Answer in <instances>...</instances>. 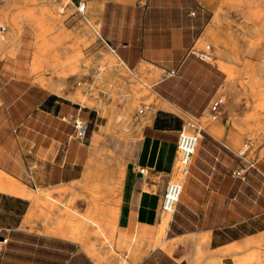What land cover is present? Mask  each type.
<instances>
[{
    "label": "crops",
    "instance_id": "1",
    "mask_svg": "<svg viewBox=\"0 0 264 264\" xmlns=\"http://www.w3.org/2000/svg\"><path fill=\"white\" fill-rule=\"evenodd\" d=\"M28 1L0 0L10 24L0 48L7 55L0 60V173L34 192L27 198L0 190V236L8 240L0 264H98L88 251L99 247L97 225L135 264H264V154L247 160L245 117L230 121L223 103L222 120L201 132L160 236L185 117L201 118L226 79L193 50L223 0H68L60 13L73 11L64 21L54 16L62 0ZM79 2L85 17L76 12ZM94 38L89 48L110 49L100 59L99 83L111 73L133 84L132 99L150 95L125 142L107 132L103 110L81 105L74 99L81 93L51 76L41 79L37 56L32 61L36 48L68 49ZM131 76L150 81L152 93ZM76 119L83 138L74 136Z\"/></svg>",
    "mask_w": 264,
    "mask_h": 264
},
{
    "label": "rangeland",
    "instance_id": "2",
    "mask_svg": "<svg viewBox=\"0 0 264 264\" xmlns=\"http://www.w3.org/2000/svg\"><path fill=\"white\" fill-rule=\"evenodd\" d=\"M255 1L223 0L220 7L215 10L211 27L201 37L202 39L199 42L200 48L196 42L193 49L197 55L217 64L219 68H221L220 65L222 63H231L233 66L232 72L223 71L226 79L214 100L220 98L224 106H229L230 121H243V117H245L246 120L245 122L243 121L245 128L241 130L244 134V143L241 146H244L245 143L249 144V147L247 146L248 148L243 151L246 153L248 161H252L256 157L264 154V107L261 106V100L264 98V85L252 82L251 77L245 74L244 58L252 63L253 66L257 64V60L251 57H245V50L243 49H246V43L244 42L241 29L243 24L241 13L245 9L251 8L252 10H258L264 8V5L259 3V1H256V4H254ZM67 2L68 0H62L55 7L54 16L60 21L67 19L73 11V9H65L64 14L60 13V9ZM0 23L7 28V31L4 33L0 32V41L5 42L8 40L10 24L5 17L3 6L0 9ZM95 28L97 27L95 26ZM89 29L94 30L93 27H89ZM216 38L220 40L218 44L216 43ZM96 39H82L75 43L76 46L73 45L75 47L68 49L36 48L33 50L32 61L37 56L39 65L37 72L41 79L51 76L63 84V90L68 89L70 92L81 93L86 99L85 103L77 101L81 105L103 110V115L108 118L110 125L107 132L112 134L113 137L118 138L119 141L125 142L127 139H131L133 132L136 131L133 126L134 122L138 120L140 113L147 111V108L151 105V101L148 98L150 95L139 97L136 100L132 99L128 94L133 84L129 83L127 79L117 77L111 73L105 75L106 80L103 85L99 83V78L101 77L100 72L104 67L101 66L100 59L106 49H110L106 45H104V48H89ZM233 51L239 52L240 61L233 62L227 57L231 56ZM16 52L17 49L12 55H15ZM111 53L115 58V62L117 64L121 63L112 51ZM6 56L0 55V60ZM30 70L34 77L32 65ZM131 77L139 82L141 87L146 88L152 93L151 89L147 86V84L151 85L150 81L142 77L143 80H139L137 77ZM259 77L264 78V75H259ZM34 81L39 84L35 78ZM248 84V89H244ZM68 97L73 100L71 95H68ZM211 105L201 118L185 117L187 124L186 132H203L204 129H207L205 126L208 123H219L222 120L223 108L220 107L219 113H213L211 111ZM236 150L242 152L239 149ZM176 169L177 167H175V172ZM172 180H178L184 183L185 178L174 175ZM17 182L22 185V182L18 180ZM164 215L163 213L162 216ZM167 217L168 219L169 217L171 218V214H167ZM135 238L136 236H133L132 239L135 240ZM1 246L3 244H0V248ZM98 250L102 252L107 251L105 248H99ZM125 252L126 254L128 253L126 257L117 251H111L113 258L106 264H135L136 260L129 251L127 249L122 251L123 254Z\"/></svg>",
    "mask_w": 264,
    "mask_h": 264
},
{
    "label": "bare ground",
    "instance_id": "3",
    "mask_svg": "<svg viewBox=\"0 0 264 264\" xmlns=\"http://www.w3.org/2000/svg\"><path fill=\"white\" fill-rule=\"evenodd\" d=\"M259 3L264 5V0H256ZM256 1L254 4H256ZM251 7V6H250ZM241 18L243 19L242 24V35L244 38V42L246 49L245 50V57H251L257 60V64L253 66L248 60H243L245 62V74H248L251 77L252 82H256L260 85H264V78L259 77V75H264V8L258 10H252L251 8L245 9L241 13ZM217 39V44L219 43V38ZM4 41H0V48L3 46ZM227 55V54H226ZM233 62L240 61V54L239 52H232L231 56H227ZM220 67L227 72H232L233 66L231 63H222ZM36 68V67H35ZM44 85H47L55 90H59L62 85H55L51 82H46L45 80L41 81ZM42 85V84H41ZM249 84L244 87V89H248ZM61 90V89H60ZM75 100L85 101L86 99L80 95L76 94L74 96ZM261 106L264 107V98L261 100ZM246 120V119H245ZM183 183V182H182ZM0 190L13 193L19 196L33 198L34 192H32L29 188H26L13 179L5 176L4 174L0 173ZM73 218L72 216H70ZM168 217L163 220L161 229H160V236L164 233V230L167 226ZM99 228L100 234L97 236L99 239V247L98 248H105L107 251L102 252L99 251L96 246H92L88 249L89 253L92 257L97 261L98 264H106L110 262L113 258L111 251H115L113 238L109 236L108 232L103 228L101 225H97ZM108 252V254H107ZM124 264V263H122Z\"/></svg>",
    "mask_w": 264,
    "mask_h": 264
},
{
    "label": "built area",
    "instance_id": "4",
    "mask_svg": "<svg viewBox=\"0 0 264 264\" xmlns=\"http://www.w3.org/2000/svg\"><path fill=\"white\" fill-rule=\"evenodd\" d=\"M66 7V5L64 6ZM76 12L82 17H85V3L79 2L76 5ZM65 10L61 11L64 14ZM6 26L0 23V32L6 31ZM222 100L217 98L211 105V111L218 113ZM74 136L77 138H83L85 135L84 123L80 119L74 121ZM201 138V132L188 133L185 129L181 130L178 135L177 149H178V162L175 175L185 178L188 175L189 166L196 153ZM183 194V183L178 180H170L165 187V191L162 198L161 209L165 213L173 214ZM2 237V236H1ZM7 238L2 237L0 242L4 245L7 243Z\"/></svg>",
    "mask_w": 264,
    "mask_h": 264
},
{
    "label": "water",
    "instance_id": "5",
    "mask_svg": "<svg viewBox=\"0 0 264 264\" xmlns=\"http://www.w3.org/2000/svg\"><path fill=\"white\" fill-rule=\"evenodd\" d=\"M2 237L0 236V239H1Z\"/></svg>",
    "mask_w": 264,
    "mask_h": 264
}]
</instances>
